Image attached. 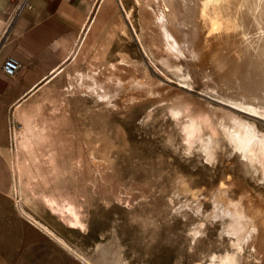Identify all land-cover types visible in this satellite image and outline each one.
Wrapping results in <instances>:
<instances>
[{
    "label": "rangeland",
    "instance_id": "374dc122",
    "mask_svg": "<svg viewBox=\"0 0 264 264\" xmlns=\"http://www.w3.org/2000/svg\"><path fill=\"white\" fill-rule=\"evenodd\" d=\"M147 1L112 0L98 36L14 111L11 198L25 216L60 235L77 264H219L227 252H236L238 264H264L261 167L246 164L223 137L219 124L235 112L206 91L259 98L264 106V0H185L200 8L196 33L202 43L218 47V55L205 54L217 82L184 63L191 58L162 60L158 6ZM141 26L144 47L134 34ZM185 29L191 32L189 24ZM223 45L238 47L236 55L219 54ZM177 63L191 85L174 74ZM177 108L182 114L174 117ZM238 114L264 128L262 117ZM189 117H207L221 137L212 159L188 138L183 126ZM208 131L203 124L201 134ZM42 192L72 198L84 227H69L45 208ZM228 199L243 204L247 229H255L252 243L236 242L228 231Z\"/></svg>",
    "mask_w": 264,
    "mask_h": 264
},
{
    "label": "crops",
    "instance_id": "0c3cea01",
    "mask_svg": "<svg viewBox=\"0 0 264 264\" xmlns=\"http://www.w3.org/2000/svg\"><path fill=\"white\" fill-rule=\"evenodd\" d=\"M111 2L0 0V264H77L71 252L29 220L11 198L9 129L14 111L48 84L42 83L68 60L79 37L84 34L77 55L88 38L98 36L107 21L104 15L112 12L107 9ZM7 56L20 63L12 76L1 68Z\"/></svg>",
    "mask_w": 264,
    "mask_h": 264
},
{
    "label": "bare ground",
    "instance_id": "6f19581e",
    "mask_svg": "<svg viewBox=\"0 0 264 264\" xmlns=\"http://www.w3.org/2000/svg\"><path fill=\"white\" fill-rule=\"evenodd\" d=\"M152 1H154L156 6H158V9H156L157 12L155 14V23L158 24V31L161 36L160 37L161 40L159 41L160 43L157 46V50L160 52V54L163 55L162 60L166 59L170 61V60H173L172 58L180 59L182 56H184L187 60L191 58L192 60L190 59L189 61H186L184 63H190L194 65L197 69L199 68L200 71L205 70L206 71L205 73L213 81L217 82L218 79L220 80V78L218 76L216 77V75L212 72V70L208 66V62L211 56L210 55L207 57L205 56V54H208V53H211L215 56L218 55V47L215 45H212L213 43H210L208 45L203 44L202 41L200 40L201 37H199V34H202V33H199V34L196 33L198 32L200 28L196 24L197 14L200 12V11L198 12L200 8L196 6L195 4L186 5L185 0H151V2L147 1L146 4L149 7H151ZM147 5L145 7H147ZM188 24L190 25L191 32L190 30L185 29ZM192 27L195 33L192 31ZM136 31L137 30H134L136 41L138 42V44L144 47V41L142 37L143 32H144L143 27L142 26L140 27L139 32H136ZM83 37H84V34H82L79 37L67 61L75 62V58H76L78 49L80 47V44L82 43ZM142 49L146 52L147 55H150V53H147L145 48H142ZM120 59L123 60L122 57ZM67 61L65 62L66 64L63 63L61 66L57 67L51 73L53 76L52 77L48 76V78H46L42 84H46L52 78L57 77L58 75L62 74V72H64L66 68V65L68 64ZM173 66H174V74L178 78H180L181 82L183 84L191 85V76L189 75L188 71L185 70L186 68L184 67V65L182 63H177ZM116 84L122 85V83H120L119 81H117ZM123 85H124V82H123ZM226 87L229 88L230 91H232L231 93H234L235 89L229 86H226ZM109 89L112 90V88H109ZM206 91L209 93V95L212 98L217 99V100H222L225 104H227L229 107H231L234 110L235 113L229 115L226 123L223 122L219 124L223 137L228 141V143L232 146V148L238 152V155L246 161V164H249V165L259 164V166L261 167L262 175L264 176V128L257 126V124H255L253 121L247 120L238 114V113H242V114L255 117V118L262 117V120L264 121L263 119L264 106L256 103L259 100V98L257 99L256 102H252L253 100L252 101H249L246 99L241 100L236 97H232V95H230L231 97L224 95V93L222 94L216 89H212V88L207 89ZM245 96L246 95H244V97ZM172 112L175 117V115L177 116L181 113V109L177 108V109H174ZM203 124L209 128V131L207 132L208 134L205 137L203 136V134H201V129H202ZM183 127L186 130L187 132L186 134H188V138H190L191 141H195V140L199 141L201 149L204 151L203 153L206 154L207 159L208 158L212 159L213 153H214L213 146L219 145V139L221 137L219 138L218 133L216 132L214 127L211 125V122L209 121V119L207 117L199 118V119L194 118V117H189V120L184 124ZM262 178L263 177H261V179ZM41 198H42V204L45 206V208H47L50 212H53L67 226L73 227V228L84 227V223L81 218V213L79 211V206H77L76 202H74L72 198L64 197L61 194H54L53 192H42ZM212 204H213V201H212ZM242 205L243 204H241V202L228 199L226 202V205H224L225 207L223 208V211L225 212V214L231 216L230 217L231 224L229 223L230 225H228L227 223L228 225L227 227L228 229L230 227L228 231L234 235L232 236L236 239V242L240 238H246L247 243L249 244V243H252L253 241L252 238L250 237L252 235L251 233L254 232L253 231L254 227H252V229L250 230L247 229V223H248L247 217L245 215ZM215 211L216 210H214V212ZM27 217L29 218V220L34 222L35 225L37 224L39 228H41L47 235L57 239L60 243H62L65 246L66 243L64 242L63 238L60 235L56 234L49 226L35 219L31 215H28ZM238 246L240 245H237V247ZM237 258L238 257L236 255V252H231V253L227 252L224 255L218 257V261H219L218 263L219 264L220 263L221 264H238L239 259L237 260Z\"/></svg>",
    "mask_w": 264,
    "mask_h": 264
},
{
    "label": "built area",
    "instance_id": "2783aa9c",
    "mask_svg": "<svg viewBox=\"0 0 264 264\" xmlns=\"http://www.w3.org/2000/svg\"><path fill=\"white\" fill-rule=\"evenodd\" d=\"M19 67V61L13 56L5 57L1 66L3 73L8 76L14 75Z\"/></svg>",
    "mask_w": 264,
    "mask_h": 264
},
{
    "label": "snow or ice",
    "instance_id": "6c2138e0",
    "mask_svg": "<svg viewBox=\"0 0 264 264\" xmlns=\"http://www.w3.org/2000/svg\"><path fill=\"white\" fill-rule=\"evenodd\" d=\"M205 3L212 4V5H219V4H226L228 0H205ZM210 23L213 27V30H218L220 26V21L213 17L210 20Z\"/></svg>",
    "mask_w": 264,
    "mask_h": 264
},
{
    "label": "water",
    "instance_id": "95a60500",
    "mask_svg": "<svg viewBox=\"0 0 264 264\" xmlns=\"http://www.w3.org/2000/svg\"><path fill=\"white\" fill-rule=\"evenodd\" d=\"M238 47H232L230 45H223L221 51H219V54L228 56L230 52H232L234 55H236ZM225 92V90H222Z\"/></svg>",
    "mask_w": 264,
    "mask_h": 264
}]
</instances>
